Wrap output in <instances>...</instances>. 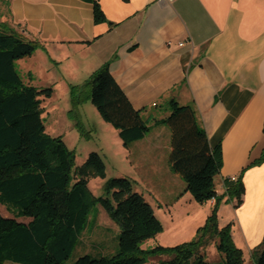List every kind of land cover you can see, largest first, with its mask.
Here are the masks:
<instances>
[{"label": "crops", "instance_id": "1", "mask_svg": "<svg viewBox=\"0 0 264 264\" xmlns=\"http://www.w3.org/2000/svg\"><path fill=\"white\" fill-rule=\"evenodd\" d=\"M93 1L0 0V19L42 46L29 57L37 68L51 77L56 68L72 86L109 63L133 107L145 109L151 130L135 145H149L155 161L169 156L171 133L156 125L169 112L156 118L154 110L171 100L192 107L210 143L222 144L219 192L244 172L236 216L253 252L264 241V162L251 167L264 152V0H98L107 19L101 25L93 22ZM153 167L146 180L161 207L176 184L187 196L169 164Z\"/></svg>", "mask_w": 264, "mask_h": 264}, {"label": "trees", "instance_id": "2", "mask_svg": "<svg viewBox=\"0 0 264 264\" xmlns=\"http://www.w3.org/2000/svg\"><path fill=\"white\" fill-rule=\"evenodd\" d=\"M93 22L107 23L98 0L93 1ZM41 48L38 42L1 25L0 205L13 217L0 213V264H63L75 250L91 210L98 205L120 228L118 252L111 257L85 255L74 264H145L149 254L165 255L167 260L161 264H209L202 253V238L176 247L142 251L141 245L161 233L163 225L126 177L108 181L102 197L91 192L88 170L101 177L106 173L98 154H90L84 167L73 171V153L61 137L46 132L42 117L40 98L52 97L53 89L26 85L16 68L17 61ZM82 87L89 91L86 97L103 120L118 131L125 145L143 140L150 132V121L143 116L145 109L133 107L113 78L109 63L95 71ZM71 88L72 102L79 104L81 91L78 86ZM169 108V116L156 121V125L167 126L171 133L170 169L197 203L214 201L215 206L219 205L216 178L223 168L221 142L210 143L192 107L171 100ZM263 162L264 152L251 167ZM243 173L235 181L224 180L225 194L231 200L235 198L237 206L245 194ZM220 235L221 264H243L240 250L232 245L227 233ZM252 258L254 264H264V241L253 250Z\"/></svg>", "mask_w": 264, "mask_h": 264}, {"label": "rangeland", "instance_id": "3", "mask_svg": "<svg viewBox=\"0 0 264 264\" xmlns=\"http://www.w3.org/2000/svg\"><path fill=\"white\" fill-rule=\"evenodd\" d=\"M1 21L2 19H0V27L5 25L9 31H15L7 25V21H3V23ZM47 61L51 63L50 60ZM39 64L41 66L37 68V63L31 61L30 58H25L16 62V68L26 85L38 90L53 89L52 97L40 98L43 101L42 117L46 132L52 137H61L73 153V171L76 172L83 168L90 154H98L105 163L106 173L104 177H101L88 170L87 180L91 192L96 197H102L106 194L105 187L108 181L126 177L131 180L134 189L143 194L145 200L151 204L156 217L163 225L161 233L141 245L142 251L151 252L157 247H176L193 243L202 238L204 242L202 253L205 260L209 264H221L223 260L218 250V243L220 234L226 232L232 245L240 250L243 264H254L252 252L242 238L237 222L236 209L240 205L237 206L238 202L235 198L231 200L225 192H219L222 187L218 178H216V191L220 196L219 205L215 206L211 201L204 204L197 203L190 193L187 196L183 193L181 195L182 190L176 184L175 188L173 187L175 192L172 190V193L164 194L161 197V199L166 198L163 203L166 206L161 207L156 201L157 196L151 193L154 190L146 180L148 178L145 171L149 169L150 172L153 171L154 164L168 169L165 168L168 166V151L162 156L160 155L158 161H155L150 157L151 151L149 150L152 149L148 148L149 145L145 148H138L135 145L141 140L125 145L121 141L118 131L103 120L97 108L86 97L87 89L82 87L84 84L81 85V83L79 87L76 83H72L74 86H78L81 91L79 104H73L72 85L68 81L60 80V73L56 68L51 77L43 64ZM32 66L33 68H31ZM166 112L170 114L169 106L161 110H154V115L159 118ZM165 127L167 131H170L167 126ZM154 128L152 126V129ZM161 139L164 141L165 136L162 135ZM169 173H171V177H177L182 185H185L177 174ZM223 188L225 189L224 183ZM0 213L4 217H13V214L2 205H0ZM19 221L27 222L28 220L20 219ZM119 235V226L110 219L106 211L99 205L94 207L75 250L68 260L63 261V264H74L85 255L94 258L114 256L119 249ZM146 256L148 258L145 264H161L167 260L165 255L149 254ZM4 264L16 263L5 262Z\"/></svg>", "mask_w": 264, "mask_h": 264}, {"label": "built area", "instance_id": "4", "mask_svg": "<svg viewBox=\"0 0 264 264\" xmlns=\"http://www.w3.org/2000/svg\"><path fill=\"white\" fill-rule=\"evenodd\" d=\"M232 179V181H235L236 180V177H233V178H231Z\"/></svg>", "mask_w": 264, "mask_h": 264}]
</instances>
